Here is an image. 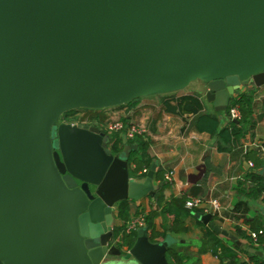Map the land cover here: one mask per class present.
Wrapping results in <instances>:
<instances>
[{
    "label": "water",
    "instance_id": "water-1",
    "mask_svg": "<svg viewBox=\"0 0 264 264\" xmlns=\"http://www.w3.org/2000/svg\"><path fill=\"white\" fill-rule=\"evenodd\" d=\"M198 80L221 112L264 85V0H0V264H169L174 241L145 228L112 245L117 205L156 197V163L137 181V145L115 156L97 126L59 120Z\"/></svg>",
    "mask_w": 264,
    "mask_h": 264
},
{
    "label": "crops",
    "instance_id": "crops-1",
    "mask_svg": "<svg viewBox=\"0 0 264 264\" xmlns=\"http://www.w3.org/2000/svg\"><path fill=\"white\" fill-rule=\"evenodd\" d=\"M252 90H254L253 115L257 126L254 131H248L242 139L243 153L225 144L219 135L213 136L197 130V116L200 114L217 116L220 120V130L225 129L231 122L227 109L224 112L218 111L207 101L206 83L201 80L192 82L184 90L141 97L133 106L125 107L127 111L125 119L145 130L143 137L150 141L148 155L154 158L156 171H162L166 177L172 175V180H166L167 185L162 191L164 198L162 207L158 206L156 197H146L132 203L134 211L139 209L144 214L152 210L158 211L159 216L155 219L158 232H167L171 227L173 216L165 213V208L170 203L184 197L216 199L221 203L223 213L217 221L213 220V223L222 231L237 238L244 247V243L235 234V226H241L242 230L249 234L252 230L245 225L244 219L234 220L227 218L226 215L238 202L249 205L250 213L246 218L263 216L264 212L262 199L245 197L240 192V184H246V176L254 171V167L250 165L254 161L248 160L245 153L260 151V148L264 147V85L258 88L247 83L243 91L238 94H248ZM220 148L227 150L221 152ZM146 178H136V180L143 182ZM154 184L160 189L155 180ZM114 215L115 228L120 226L121 222L117 219L116 209ZM185 223L188 228L187 233H171L170 237L174 241L172 247L189 258L186 264H220L219 258L213 253H201L205 233L198 226L197 220L189 216L185 219ZM205 226L211 227L210 224ZM144 228L146 229V225ZM221 237L230 246L236 244L229 237L223 235ZM168 262L171 264L169 260Z\"/></svg>",
    "mask_w": 264,
    "mask_h": 264
},
{
    "label": "trees",
    "instance_id": "trees-1",
    "mask_svg": "<svg viewBox=\"0 0 264 264\" xmlns=\"http://www.w3.org/2000/svg\"><path fill=\"white\" fill-rule=\"evenodd\" d=\"M254 90L249 91L248 94H238L234 98L227 108L228 114L232 109H237L240 113L241 120L234 121L231 120L229 125L225 129L220 130V120L217 116L210 114H200L197 116L196 128L200 133H209L215 136L216 134L224 141L225 144L238 149L243 153L242 139L245 138L248 131H254L257 123L255 121L253 112V100H254ZM136 100L129 102V104L121 105L119 107H129L136 104ZM78 111L74 110L72 112L64 114L60 118V122H66L69 124L74 123V115ZM96 120L104 121L106 116L98 115ZM126 124H129L127 120H124ZM104 124L103 122H101ZM83 124V123H79ZM97 126L96 124H89ZM125 133H114L111 137V143L109 148L111 149L113 155L117 156L123 152ZM132 145H137V151L131 152L130 159V176L134 179H145L147 172L150 171L154 163V158L148 155V150L150 147V141H147L143 136H137L135 139L130 140ZM221 152H226V149L220 148ZM260 151H247L245 156L248 160L254 161V171L248 174L245 178L246 184H240V192L244 196L252 199H262L264 204V177L262 171L264 170V159L261 156ZM154 180L159 184L160 189L156 193V201L159 207L163 204V194L162 191L166 187V176L162 171L155 172ZM188 197H184L181 200H176L165 208V213L171 215L172 222L171 227L167 232H158L155 225V219L159 216L157 210H152L148 214L142 213L139 209H133L132 203L134 201H123L120 202L116 207L117 219L121 222L120 226L114 228L113 234L114 239L112 245H116L121 249L131 250L136 243L138 235L137 232H132L128 234L127 230L129 224L133 219L143 216L145 219V225L147 232L150 235L151 242H163L167 239H171L170 234H184L188 232L186 227L185 219L189 216L194 217L197 220L198 226L203 230L205 236L202 240L201 253H213L220 260V264H264V259L251 254L248 250L249 248L256 249L258 251L264 252V234L260 235L257 241H255L248 232L242 230L241 226H235V234L244 243V247L240 248L236 244L229 245L221 235L214 231L210 226H205V224L197 218V216H204V212L200 210L192 211L186 209V202ZM250 213V207L247 203L238 202L234 205V209L228 212L226 217L232 219L240 220L244 219L245 225H248L252 232L260 233L264 232V217L258 215L253 219L246 218ZM239 214V216H237ZM219 216H215L213 220L217 221ZM173 246V245H172ZM168 251V260L171 264H186L189 258L184 256L180 251H177L174 247ZM247 258V260H246Z\"/></svg>",
    "mask_w": 264,
    "mask_h": 264
},
{
    "label": "built area",
    "instance_id": "built-area-1",
    "mask_svg": "<svg viewBox=\"0 0 264 264\" xmlns=\"http://www.w3.org/2000/svg\"><path fill=\"white\" fill-rule=\"evenodd\" d=\"M241 115L239 113V111L237 109H232L230 111V119L234 120V121H239L241 120ZM97 127L102 131V132H106L108 135L114 134V133H125L126 138H128V140H132L135 139L137 136H143L145 134V130L140 128L137 125L134 124H126L125 122H114V123H110L108 126L105 124H102L101 126ZM260 153L262 155V158L264 159V147L260 148ZM251 167H254L253 164H250ZM166 180H172V175L169 174L166 177ZM186 209L187 210H192V211H196V210H200L202 212H204V216H208V214L215 216H221L222 215V211H223V207L221 205V203L216 200V199H204L202 197H192L189 198V200L186 202ZM145 227V219L143 216L137 217L135 219L132 220V222L129 224L128 227V234L132 233V232H137V230L144 228ZM264 232H260V233H256V232H251V237L257 241V239L259 238L260 235H263Z\"/></svg>",
    "mask_w": 264,
    "mask_h": 264
},
{
    "label": "rangeland",
    "instance_id": "rangeland-1",
    "mask_svg": "<svg viewBox=\"0 0 264 264\" xmlns=\"http://www.w3.org/2000/svg\"><path fill=\"white\" fill-rule=\"evenodd\" d=\"M247 84V83H245ZM247 86V85H246ZM141 98L136 99V101H138ZM127 111L125 107H115V108H110V109H81L79 110L75 115H74V123L72 124H79V123H83L85 125H89V124H96L98 126H101L103 122L105 125H109L110 123H114V122H123L126 117ZM98 115L101 116H106V120L104 121H98L96 120ZM66 124L67 121L65 122ZM138 123V122H137ZM137 125V124H136ZM90 126V125H89ZM138 126V125H137ZM106 135H108L106 132H103ZM110 138L112 137V134L109 135Z\"/></svg>",
    "mask_w": 264,
    "mask_h": 264
},
{
    "label": "flooded vegetation",
    "instance_id": "flooded-vegetation-1",
    "mask_svg": "<svg viewBox=\"0 0 264 264\" xmlns=\"http://www.w3.org/2000/svg\"><path fill=\"white\" fill-rule=\"evenodd\" d=\"M76 111H79V110H76ZM63 123H65V122H63ZM60 124H62V122H60ZM66 124V123H65ZM70 125H72V124H70Z\"/></svg>",
    "mask_w": 264,
    "mask_h": 264
}]
</instances>
